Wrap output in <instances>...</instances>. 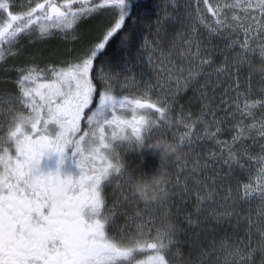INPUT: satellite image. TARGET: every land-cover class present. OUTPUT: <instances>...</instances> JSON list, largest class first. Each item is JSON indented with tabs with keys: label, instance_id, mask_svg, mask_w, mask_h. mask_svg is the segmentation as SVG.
<instances>
[{
	"label": "snow or ice",
	"instance_id": "6c2138e0",
	"mask_svg": "<svg viewBox=\"0 0 264 264\" xmlns=\"http://www.w3.org/2000/svg\"><path fill=\"white\" fill-rule=\"evenodd\" d=\"M31 2L34 7L17 14L11 0H0V44H7L11 55H16L11 47L20 36L33 39V28L37 29L35 39H48L58 31L71 42L80 38L75 31L79 21L100 12H108L110 21L94 41L59 67L41 69L29 64L18 68L17 93L0 96L7 117V130L0 136V264H264V143L256 155L243 146L247 139L264 141V121L258 126L243 123L253 108L264 107V95L250 99L239 90L241 74L249 84L253 78L264 81V73L252 67L257 63L248 43L254 31L264 39V0H196L194 7L160 0L154 18L135 15L134 0ZM237 8L243 17L234 15L226 23L228 11ZM205 10L217 18L215 25L206 23ZM141 25L147 32L137 40ZM175 25L180 29L172 31ZM197 25H204L212 35L221 30L242 31L245 39L230 41L227 49L239 44V51L225 55L213 68L214 50L201 38ZM117 37L118 58L106 56ZM5 55L0 51V61ZM102 56L96 69L95 62ZM258 59L264 63V46ZM146 66L151 79H145ZM36 73L45 74L44 82L37 83L41 77ZM224 80L229 86L220 104L212 108L215 91ZM189 89L201 110L195 121L185 123L191 113L185 117L182 105L175 117L170 113ZM260 91L264 94V88ZM229 92L236 95L229 97ZM233 107L235 111L230 110ZM125 110L131 111L130 119ZM218 111L224 115L217 116ZM229 119L237 121L227 129L233 133L230 141L218 139ZM197 125L220 147V155L211 153L210 159L222 163L223 170L215 164L202 165L199 156L189 166L183 149L196 138L203 139L192 135ZM177 127L185 129L184 135L176 136ZM156 136L178 143L182 156L160 160L145 151L147 140ZM237 144L241 148L234 150ZM125 152L139 154L141 163L147 153L158 161L157 167L176 168L175 179L168 172L159 189L160 200L151 202L157 211L148 219L130 211L140 200L131 193L127 175L138 172L140 164L130 169ZM53 157L54 167L45 163ZM245 159L254 163L256 171L233 188L234 170L244 169ZM66 163L71 171L64 170ZM208 169L211 174L200 175ZM111 186L119 193L115 212L106 203L105 189ZM170 195L181 203H192L184 219L189 227L200 229L188 237L187 254L179 238L180 227H165L171 215ZM253 201L259 202L255 211ZM209 221L218 226L227 221L232 234L217 241L214 229L202 227ZM242 222L243 235H237ZM138 227L142 234L136 231ZM146 249L152 254L137 259ZM195 249L199 251L194 258Z\"/></svg>",
	"mask_w": 264,
	"mask_h": 264
},
{
	"label": "trees",
	"instance_id": "16d2710c",
	"mask_svg": "<svg viewBox=\"0 0 264 264\" xmlns=\"http://www.w3.org/2000/svg\"><path fill=\"white\" fill-rule=\"evenodd\" d=\"M11 2L14 4L13 11L17 14L27 11L30 7H34L35 4L31 2V0H11ZM36 2H43V0H36ZM57 3L63 2V0H56ZM196 0H176V3L183 7L184 5H192L195 6ZM221 3L224 2V0H220ZM134 3L137 5L135 9V15L140 16L141 18H145L149 15H151L154 18V15L157 11V5L160 3V0H134ZM86 6H90L87 5ZM201 8H204V5H200ZM205 15L207 16L206 23L215 25L217 18L213 17L211 13H207L205 10ZM234 15L243 17L244 13L239 9H235V11H228V21L226 23H230L232 20V17ZM223 19V16L221 17ZM110 21V15L108 12H100L97 14H93L88 19H83L78 22V24L75 26L76 34L79 35V39L75 41H69L62 37L61 34L56 33L57 31H54L50 38L40 40L35 39V33L37 31L36 28L32 29L33 39L30 41L29 37L27 35H22L19 37L18 43H16L14 46L11 47V52H15L16 55H11L9 52V46L7 44H0V51L5 52V59L3 61H0V96H7L12 95L17 91L16 86V79L18 76L17 69L29 64H32L37 61H44L48 60L49 62H54L55 64L61 65V62L68 59L71 55H74L76 52L82 51L84 47L89 44L90 42L94 41L98 35L100 34L102 28ZM180 26L175 25V27L172 29V31L179 30ZM197 31L200 34L201 38L205 40V42L208 44L210 48L214 50V64L212 67H216L221 64L223 57L225 55L232 56L235 51H239V44L235 45L234 49H227V44L230 41H244L245 37L242 31H224L221 30L218 34L212 35L208 28L204 27V25H197ZM147 32V29L144 25H141L140 28L137 31V40L140 39L143 35H145ZM250 39L248 41L249 43V51L252 54L253 59L258 64L259 63V50L262 46H264V39L260 38L259 32L254 31L249 34ZM119 40V37L116 38V40L112 41V44L107 49L106 56L109 57H117L119 56V48L117 47V41ZM71 50V51H69ZM252 50H255L254 52ZM104 57V56H102ZM101 60V57L98 58V60L95 62V67L97 68V65L99 61ZM40 64V63H39ZM211 70V69H208ZM145 79H151L153 74L152 72L145 67ZM95 75V72L93 73ZM94 83L97 86V89H99V84L97 83V80L94 81ZM228 81L224 80L221 83V86L216 89L215 91V99L212 101L211 107L216 108L217 105L220 104V96L224 92L225 88L228 87ZM264 88V81L257 80L256 78H253L251 83L249 84L248 80L245 79V76L241 74L240 76V86L239 90L242 93H248L250 99H259L262 95L260 89ZM249 89L251 91L249 92ZM126 93V92H125ZM129 94V93H128ZM236 95L235 92H229V97H234ZM155 98V97H154ZM231 103V100L229 101ZM183 106V113L185 114V117L188 113H191V119L185 118V123H192L196 120L197 116L200 114L201 105L200 102L196 101L193 98V92L191 89H189L187 92H185L183 95H181L176 103V107L173 109V111L170 113L171 116L175 117L177 112L180 111V106ZM230 110L235 111V108H231ZM252 116L250 117H244L243 123L247 125H251L253 123H256L257 126L259 125L260 121H264V107L257 106L253 108L252 110ZM5 112V111H4ZM128 110H125V115ZM224 113L222 111L217 112V116H223ZM237 117L239 118V113L237 114ZM236 120L229 119L224 125L225 131L218 137V139L221 140H228L230 141L232 132L228 131V127L230 124L236 123ZM7 128V117H5V113L3 116H0V133H3L5 129ZM175 134L177 137H180L184 135L185 129L183 127H177L174 129ZM193 137L196 138L198 136H203V139L196 138L195 142L191 147H186L183 149V152L188 153V163L189 166H191L192 159L196 156H199L200 163L203 165L205 163L207 164H215L217 169L223 170L225 166L222 163H217L215 159H210L211 153H216L217 156L220 155L221 149L218 145L215 144V141L203 133V126L197 125L196 129L192 133ZM253 136H256L255 130L252 132ZM264 143V141H260L259 138H257L256 142L252 139H247L244 141V147L249 148V152L252 155H256L259 152V144ZM241 148V145H233L234 150H238ZM223 154L226 156L227 149H224ZM125 160L128 163V166L130 169L136 168L138 164H140V168L137 169V171L142 170H148L152 171L157 168L158 161L148 155L147 153L144 154V162L141 163L139 154L132 152L127 153L125 152ZM245 168L244 169H235L233 177L231 179V186L233 188L236 187L237 181L239 182H247L252 176L251 174H254L256 171V166L254 163L249 162L245 159L244 161ZM168 172L172 173L173 178L175 179V173L176 168L174 165H166ZM204 174H211V169L208 170H202L200 175ZM110 192V203L115 204V211H117L119 207V201L117 200L118 192L115 191L114 186L109 187ZM170 201L172 206L169 208L170 211V217L169 221H171L174 225H177L181 229L180 233V239L184 241L183 250L185 254L189 251L188 249V237L192 236L195 232L200 231L199 228H193L189 227L184 219V213L188 212L192 208V203L189 202L187 204L181 203L177 197L170 195ZM259 202L253 201L252 202V208L253 211H255L258 207ZM126 208V206H125ZM132 212H140L143 219H148L151 214L156 213L157 206L155 204H147L145 205L144 202L140 201L134 209H131ZM232 222H235V218L232 219ZM149 228L152 226L149 225ZM204 228H212L214 229L215 238L217 241L221 237H223L226 233L231 235L233 232L232 227L229 226L228 222L226 221L222 225H216L214 221H209L208 224L203 225ZM245 227V224L242 222L239 226V231L237 235H243V229ZM145 232L148 231V228L144 229ZM154 229L152 234H154ZM184 233H187L185 235ZM209 238H211V234H209ZM201 241L203 242V245L207 247V241L204 240V235H201ZM147 250V249H146ZM146 250L142 253H138L140 257H143V254L146 252ZM199 249L193 250V257L195 258ZM208 264H211L209 261Z\"/></svg>",
	"mask_w": 264,
	"mask_h": 264
},
{
	"label": "clouds",
	"instance_id": "9594fccd",
	"mask_svg": "<svg viewBox=\"0 0 264 264\" xmlns=\"http://www.w3.org/2000/svg\"><path fill=\"white\" fill-rule=\"evenodd\" d=\"M252 67L257 72L264 73V63L253 64ZM144 150L156 155L160 160L179 159L182 156L181 146L165 136H156L147 140ZM167 176V167L158 166L146 175L140 172H129L127 182L131 193L135 194L140 201L145 203L158 202L161 198L159 189L165 184ZM165 227L171 230L174 224L168 221ZM136 231L140 234L143 233V229L139 227Z\"/></svg>",
	"mask_w": 264,
	"mask_h": 264
},
{
	"label": "flooded vegetation",
	"instance_id": "af4514ba",
	"mask_svg": "<svg viewBox=\"0 0 264 264\" xmlns=\"http://www.w3.org/2000/svg\"><path fill=\"white\" fill-rule=\"evenodd\" d=\"M121 151H122V150H121ZM12 152H13V154H14V149H12ZM122 152H123V151H122ZM45 163H47V164H49V165H51V166L54 167V166H55V158L53 157V158H51V160H48V159L46 158ZM64 170H65V171H71V170H72L71 165L66 163V165H65V169H64ZM110 193H112V192H110L109 187L106 188V189H105L106 203H107L109 209H110L111 211L115 212V204H114V202H113V203H110Z\"/></svg>",
	"mask_w": 264,
	"mask_h": 264
},
{
	"label": "rangeland",
	"instance_id": "374dc122",
	"mask_svg": "<svg viewBox=\"0 0 264 264\" xmlns=\"http://www.w3.org/2000/svg\"><path fill=\"white\" fill-rule=\"evenodd\" d=\"M57 32H58V31H57ZM59 33H60V32H59ZM60 34H61V33H60ZM39 63H40V64H39ZM32 64L38 65L39 68H41V69L45 68L46 66L56 65V64H54V63L49 62L48 60L37 61V62H34V63H32ZM35 75H38V76L41 77V79L38 80L37 83L44 82V81H43V77H44V75H45L44 73H36ZM15 83H16V82H15ZM16 86H17V84H16ZM28 86H30V87H34L35 85L29 84ZM17 91H18V89H17ZM17 91H16L14 94H16ZM14 94H12V95H14ZM7 96H8V95H7ZM7 96H4V97H7ZM2 113H4V108H3V107H0V116L2 115ZM140 114H143V113H140ZM151 254H152V253H150V254H148V255H151ZM148 255H147V256H148ZM147 256H145V257L142 258L141 260L146 259Z\"/></svg>",
	"mask_w": 264,
	"mask_h": 264
}]
</instances>
